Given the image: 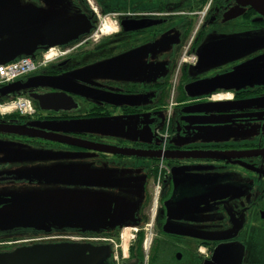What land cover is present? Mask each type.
Wrapping results in <instances>:
<instances>
[{"label":"flooded vegetation","instance_id":"1","mask_svg":"<svg viewBox=\"0 0 264 264\" xmlns=\"http://www.w3.org/2000/svg\"><path fill=\"white\" fill-rule=\"evenodd\" d=\"M28 1L16 10L0 0L8 35L79 30L53 45L45 39L35 51L53 47L59 58L0 86V102L22 96L33 108L0 112V258L70 243L106 246L97 264H264V15L238 0L161 7L123 0L121 11L69 0L65 14L55 0ZM199 4L207 5L203 16H192ZM189 37L188 53L202 51V64H179ZM97 64H106L99 74L78 75ZM15 82L21 87L8 92ZM120 96L135 103L113 101ZM127 117L145 128L116 126ZM83 120L106 125L73 124ZM101 146L137 154L93 148ZM105 163L107 180L94 169L101 178L93 185L107 181V227L100 228L94 212L63 210L56 180H82ZM125 230L131 241L123 242Z\"/></svg>","mask_w":264,"mask_h":264},{"label":"water","instance_id":"2","mask_svg":"<svg viewBox=\"0 0 264 264\" xmlns=\"http://www.w3.org/2000/svg\"><path fill=\"white\" fill-rule=\"evenodd\" d=\"M238 2L242 5H250L254 10H256L261 15H264V0H238ZM14 17L16 20H24V16H9ZM9 19L6 16H0V65L6 64L18 58L21 55H32L35 51L37 45L43 43L45 39L50 41L51 45L57 43L58 41H62L71 37H74L78 34L77 29H67L61 30L51 33L45 32H36V33H27L25 31H15L13 35H8L5 31L6 27H8ZM4 35H8L5 38H2ZM50 46V45H49ZM145 48L138 49L137 51L128 52L127 54L120 55L114 59H112L111 63H117L119 61L125 60L137 53L143 52ZM215 53V52H214ZM203 53L202 51H198L197 53V64H202L203 61ZM106 64H97L85 69L78 71V75L83 74H92L97 75L99 74V70L102 69ZM217 80L214 79H207L204 81L196 82L190 86L198 87L202 89L204 85H210L212 83H216ZM21 86H17V83H12L7 85L5 88H8V92L15 91L16 89L20 88ZM78 93L82 95H88L85 92V89L77 90ZM135 98L132 96H120L119 100L117 101L122 104H134ZM209 105H215L217 102H210ZM125 118V120H127ZM111 118H107V125L111 124ZM94 122L93 120H83V121H76L73 124L77 125V127H89L90 122ZM89 122V123H87ZM84 125V126H83ZM128 128V126H127ZM39 136L48 138L51 140L61 141V142H69L73 145H81L75 143L73 141L66 140L65 137H61L58 135L52 134H39ZM91 148V147H90ZM95 149L110 151L114 153H121L125 155H136L137 152L133 150H119L114 147H93ZM165 156L169 157L168 153H164ZM56 182L61 184H68V185H93L95 182L92 181H82V180H74V179H57ZM62 206V203H61ZM75 207V206H71ZM64 211L71 212L73 209L69 207H63ZM79 211H91L96 212L92 209H82ZM64 219L67 218L66 215L63 216ZM96 220V218H95ZM97 222V221H96ZM99 223V222H97ZM100 228L107 227V221L99 223ZM98 227H95L97 229ZM106 229V228H105ZM99 230V228L97 229ZM107 254V247H94L91 245H81V244H56V245H44V246H32L31 248H22L11 255L6 257L0 258V264H97L101 261L102 257Z\"/></svg>","mask_w":264,"mask_h":264},{"label":"rangeland","instance_id":"3","mask_svg":"<svg viewBox=\"0 0 264 264\" xmlns=\"http://www.w3.org/2000/svg\"><path fill=\"white\" fill-rule=\"evenodd\" d=\"M5 2L8 3V7L9 9H21V8H25L27 3L29 2L28 0H3ZM58 2V5L60 6V8H58L59 12L62 13H67L71 11V7L69 4V0H55ZM54 1V2H55ZM148 2H145L147 5V7L149 6H167L168 3H173V2H179L180 4H191L194 3L196 0H147ZM100 2H107V5H109V7H107V11H121L125 9V4L123 0H100ZM128 8H130V5L128 4L127 6ZM134 6H132L131 8H133ZM50 13H56V10H52L49 9ZM192 16H201V15H192ZM199 21V18L194 19V24L197 25ZM197 23V24H196ZM176 36L174 35L173 37V41L176 40ZM184 44V43H183ZM182 44V45H183ZM182 47V46H181ZM181 49V48H180ZM57 52V51H55ZM143 55V54H142ZM58 56V55H57ZM141 56V55H139ZM139 56L133 57V58H137ZM59 58V56L54 59L53 61L57 60ZM38 60H40L38 58ZM52 61V62H53ZM177 67V66H176ZM177 68H175L174 71V75H175V81L178 77V71H176ZM125 81H130L131 78H122ZM172 87H174V84H172ZM170 92H173V89H170ZM17 97H21V96H17ZM1 103V102H0ZM165 115L168 114V110L166 109L164 111ZM132 120L129 121V123L126 120L120 121L119 123L116 124V126L119 128H124V127H130L132 129H143L145 128V124H140L139 122L135 121V122H131ZM112 122V121H111ZM89 123V122H87ZM109 124V123H107ZM89 127H93V126H101V125H106V123L103 122H90ZM84 126V125H83ZM117 129V128H115ZM102 168L103 170V177L107 180V163L105 164H96L94 165L91 170H89L88 174L86 176H80V178L82 179V181H92L95 182V180H98L101 178V174H99L97 171H95V168ZM95 169V170H94ZM97 186V187H92V186ZM95 185H91V186H85V185H66V184H62L61 187L63 188V190L61 191V193H59L58 195V200L57 202L59 203V205L62 203L63 207H69L72 209H77V210H82V209H92L96 212V221L99 223L105 222L107 221V181L104 184H95ZM55 199L52 198H47V204L49 205L51 201H54ZM71 206H75V207H71ZM107 239V234L104 235ZM131 234H129L127 232V230L123 231V242H127V241H131L133 238H130L127 240V237H130Z\"/></svg>","mask_w":264,"mask_h":264},{"label":"built area","instance_id":"4","mask_svg":"<svg viewBox=\"0 0 264 264\" xmlns=\"http://www.w3.org/2000/svg\"><path fill=\"white\" fill-rule=\"evenodd\" d=\"M191 39H189L183 46L181 53V62L195 63L196 56L188 53ZM54 48H49L45 51L40 60L36 61L30 57H20L9 63L0 65V86L15 81L16 79L35 71L42 65L53 61L58 56ZM0 112L8 114L11 112H18L22 115H30L33 112V108L28 99L24 97H18L5 103H0ZM129 238H133L131 235Z\"/></svg>","mask_w":264,"mask_h":264},{"label":"trees","instance_id":"5","mask_svg":"<svg viewBox=\"0 0 264 264\" xmlns=\"http://www.w3.org/2000/svg\"><path fill=\"white\" fill-rule=\"evenodd\" d=\"M202 7H203V5H202V4H199V6H196V7L193 8V9L200 10ZM44 50H45V49H41L40 51H34V52L32 53V55H23V56H30V57H32V58H34V59H38V58L41 56V53H42Z\"/></svg>","mask_w":264,"mask_h":264},{"label":"bare ground","instance_id":"6","mask_svg":"<svg viewBox=\"0 0 264 264\" xmlns=\"http://www.w3.org/2000/svg\"><path fill=\"white\" fill-rule=\"evenodd\" d=\"M103 29H104V31H107L108 32L111 29V26L110 27L109 26L108 27L106 26Z\"/></svg>","mask_w":264,"mask_h":264},{"label":"crops","instance_id":"7","mask_svg":"<svg viewBox=\"0 0 264 264\" xmlns=\"http://www.w3.org/2000/svg\"><path fill=\"white\" fill-rule=\"evenodd\" d=\"M174 78H175V75H174Z\"/></svg>","mask_w":264,"mask_h":264}]
</instances>
